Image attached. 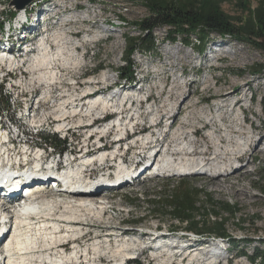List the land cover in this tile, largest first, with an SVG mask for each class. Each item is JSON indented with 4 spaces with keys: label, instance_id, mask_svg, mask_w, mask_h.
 Instances as JSON below:
<instances>
[{
    "label": "rangeland",
    "instance_id": "1",
    "mask_svg": "<svg viewBox=\"0 0 264 264\" xmlns=\"http://www.w3.org/2000/svg\"><path fill=\"white\" fill-rule=\"evenodd\" d=\"M247 1H249L251 8H255L256 2L258 0ZM220 6L221 10L233 21L238 20V18H241L240 16L243 15L239 9L241 6L236 0H223L221 1ZM52 10L53 13L51 12ZM58 13L60 14L58 15ZM82 13L88 14L89 17L77 18L75 21L74 19H72L74 18L72 17L74 16V14ZM147 15L148 12L143 5H141L140 3H131L126 0H32L23 9L16 8L15 0H0V22L2 24V29H0L1 50L6 49L7 46L11 47L17 39L18 42H16L14 45L21 43V41H23V39L27 36L25 33L26 30H28L27 33L29 35H33L35 33L36 26L40 27L41 24H46L47 27L39 30V32L42 30L43 31L41 33L45 32V30L48 31L47 36H51V40L54 37L53 33L57 31H65L64 34H66L70 41L71 39L73 42H75L74 40H80V43H77V45H80L81 47L80 49L76 48L78 50L77 52L80 55L79 59L81 61V66L79 68L71 72L70 69L62 68L59 65L56 66L60 72L59 75L63 77L61 79V86H58L59 88H57L56 86L52 87L50 103L45 104L43 102L42 92L44 91V88L43 86H40L39 88L37 85H33L31 89H33L34 92L31 93L25 92L20 86L21 89L19 88L18 90H13L14 96H11V98L8 100V94H10V91L8 90V85L6 84L0 85V109L4 108V114H9V117H12V108H14L15 106H5H7V103L13 104L15 102V93H17V95L21 93V96L19 95L20 97L17 100V103H19L18 105L20 106L19 109L24 113L26 112V109L29 110V113H35V123H33L34 125L38 127L41 126L43 130L42 132H44L45 134H54L56 131H60L56 129L57 120L54 116L56 115V113L54 114V112H56L55 110L58 107V104H60L65 98H68L67 96H74V99H76L74 105L77 106L78 102L80 101V103L82 104L81 106L83 107V109H85L87 106V99L90 98L85 95V92L90 87V85H87L88 79H97L96 81L94 80L95 84H90L94 87L99 88L104 87V84H99L105 83L99 82L103 75L111 76L109 81H107L108 83L114 82L117 79V70L119 69V66L123 65L124 49L126 46L124 37L126 35H137L139 32L134 27L135 25L133 24V22ZM70 16L71 18H68ZM119 16L123 18L125 22L129 23L124 24ZM23 23L24 25L22 26ZM84 35H86L87 40H83ZM153 35L157 38L156 49L151 52L136 51L133 54V80L136 81L135 83H133L132 80L128 82H126L125 80H120L121 87L118 88L120 91L118 95L132 92L139 87L142 88L141 93H150V97L154 99L155 106L162 105L166 97L170 95V97L172 98L171 107H160L158 114V116L162 115L164 116V118H166V116L168 115L173 114L172 118L168 120V122H171V126L169 127V129H175L180 126V130L184 131L190 129L193 133H195L196 131H200V135H204L207 129L205 128V125L208 121V118L211 117V114L208 111H211L213 109L214 104H217L221 101V99L218 98L216 94L230 92L232 96L229 97L226 101L227 104L233 110H239V118L242 120V125L244 126L246 131L251 132L250 129L254 130V132L251 133L250 140L254 141L259 133L264 135V112L261 109V104H264V74H259L256 76H252L249 74L250 67L254 66L257 63H261L264 60L262 53L247 45L234 42L228 37L220 40V38H218L216 34H213L212 39H219V42L208 43L204 54L199 55L196 52L195 48L191 49L190 47H185L179 42L170 43L166 39H164L166 36V30H164L162 27L155 28ZM220 41L228 45L222 47V43ZM53 45H49L50 50L52 51H54L56 48H52ZM218 46L220 48H217ZM176 47L181 48L182 52L181 54H179L181 64L177 66L178 72L174 76L173 72L168 70L169 67L163 65V61L165 60V53L162 51V49H174ZM218 49L226 50L227 54L229 55H219L218 57H216V59H212L210 53L215 52V50ZM231 50L235 51V54H233ZM186 51H190L191 56L196 57L197 59L191 60L190 58H186L183 55V52ZM39 52L40 51H38L36 54L35 51L34 55L24 58L25 60H29L31 64L32 59L36 55H38ZM210 60L214 64L209 63ZM17 71L12 70V73H15L16 76H20L18 77L19 83L20 81H30L31 76H28V78L21 77L20 74H22L23 76V72ZM180 73H182V76L184 78L180 77ZM79 75L84 76V78H81L83 86L77 90L72 86V81L73 78H76ZM205 77H208V82L203 84L202 82ZM68 78L72 79L68 81ZM181 80L185 81V83H181L182 85H180ZM138 81L139 84H136V82ZM132 84L136 85L133 86ZM108 90L109 89H107V92L105 91L97 94H100L103 97L110 96V91ZM250 91L253 94L252 97L254 100H250ZM189 94L190 96L188 97V102L186 101V107L178 110L179 104H181ZM79 97L82 98L78 100ZM52 98L54 99L52 100ZM24 101L25 104H22L21 106L20 102L23 103ZM194 103L197 104L193 105ZM201 108L207 109L203 116L199 115V110ZM124 109L126 110V112H129L128 107H125ZM139 110L140 112L144 111V115L142 114V117L145 116V119L148 118V115H152V109L148 111V106H143L139 108ZM109 111L112 112V110ZM104 112L93 114L91 118H88L86 116H81L80 118L76 116L74 118H71V127L72 123H76L79 119H81V121L83 122L82 125H89V122L92 118L99 116ZM43 113L47 114L46 120H44L43 123H39L38 121L42 118L41 115ZM185 117H187V119L184 121L183 119ZM16 122L17 124H29V122H32V117L29 116L28 118H25L23 122L18 119ZM235 123L236 121H232V117L230 119L224 120V124L227 126L229 125L231 129H234ZM250 124H253L254 128H250ZM88 125L87 127H85L84 125L78 126L79 129L75 130V136L82 139L86 138L88 132H91ZM98 127L101 128L103 126ZM136 129H139V126H136ZM169 129H153L154 134L153 136H151V139H153L154 136L156 137V134H158L159 132L168 131ZM219 133L220 132L218 131L217 135H219ZM69 134L70 133H68V135ZM116 134V132H112V134H109V138L113 137ZM95 135L96 134L94 133V137ZM200 135L198 137H195L198 143L197 147L199 145H203V139H201ZM62 136L63 134L60 135L61 138ZM94 137H91L90 139L93 140ZM104 140L107 141L108 137H105ZM162 141L163 140L159 139L158 142ZM223 141L227 143V141ZM255 141L259 142L258 139ZM70 142L71 138L68 137L67 141L65 142V149H71L72 145L70 144ZM40 145L41 147H48V144L44 140L40 141ZM253 146L251 145V147ZM263 147L264 144L260 148ZM91 149L94 150V153L97 152H95V148L93 146H91ZM107 149L109 150L108 153H110V151L113 149V143H110L109 148ZM48 151L50 152L51 149H48ZM135 152L134 149H131V151L126 154L127 161L129 160L128 165H131L130 161L134 159L133 154ZM10 155H12V153H10ZM252 155L253 152L249 150V152L246 153L243 158H241L240 160L238 159L237 162L240 161V165L238 166V168L240 167L241 169V166H245L243 172L247 174L245 176H239L237 179H232L231 184L233 186L230 190H216L213 185L209 183V181L204 178H200L199 174L193 172L181 176H175L172 174L168 175L167 173H165V175L160 174L158 176H153V174L149 171V173L141 174L139 177L135 178L132 183L126 184L119 189L104 190L107 192H100L99 190L95 194V197L92 196L94 193H91L89 198H93L95 200H101V198L107 197L103 200H106V202H108V205L104 209V215L100 220L90 218L86 214L87 217H85V219H71V221L69 220L70 222H63L62 215L68 216L69 214V212H67L63 207L64 204L61 203L62 201H60L65 196L62 193H53L52 191L46 192L41 195L37 194V198L34 201L38 202V208L36 209L35 213L27 211L24 215H22V217H20V219L23 218L24 221L17 223L19 228V236L17 237L18 242H15L11 245V248L13 249L12 251L15 254L14 256H18L16 250L20 248L21 243L25 240L26 237L28 240L26 243V253H30V257L27 256V260L30 259L32 261L31 264L40 263V254L50 253L49 255H51L52 258L56 259L63 252L69 253L70 251H73V245L77 244L76 242H73L71 236L68 237L69 239H71V244L73 242L71 250L66 248L65 251L63 250L62 246L59 245L60 243L68 239L67 237L65 240L61 242L57 241L56 243L55 240L45 239L46 245L48 243L51 244L50 247L45 246L41 241H39V243L36 245L32 244L31 233L27 226L29 222L32 221L34 214H38V216L44 220V222L42 223L43 230L47 231V235H59L62 232L64 234H67V230H75L77 229L76 227H80L81 233L75 237L76 240L83 243V246L79 244V256L83 253L85 245L90 243L94 239L104 240L105 238H107L113 245H115L117 244V242L120 243L124 240L127 241L130 238H133L130 236H121V238L116 239V236L114 238H110L108 236L109 234H123V231H125L124 234H126L130 231H134V233H140L141 231L144 233L152 230L157 231L158 233L160 232L162 237L168 236V239L170 241L174 240V242L177 243V246L183 243H191L193 241H189V239L184 238V235L186 233L183 234L184 232L181 229L182 225L177 224L176 221H171L168 216H162L158 213L153 212V205L149 201L152 198L160 197L168 190L173 191L179 186V183L183 181L186 183L188 182L191 187L202 189L204 192H207L208 194L213 196V198L217 201H228L230 203H236L240 206L242 213L244 214L243 216L246 220H248V223L243 226L245 229L243 231H240L235 228V222L230 221L227 226L230 234L237 236V238H244L246 236L249 238H254L252 232H254L255 230H259L260 234H262L263 236L264 198L256 188L264 186V152L257 153L255 158H253ZM59 157L60 156L56 154L54 160H58ZM252 159L254 161L250 162V160ZM107 163L111 164V162L108 160ZM224 165L226 164H221L222 167ZM88 168H94L90 172L91 176L93 177L100 176L101 173H106L105 169H100L95 164L90 165ZM227 170H225V174L230 173L234 169L229 170L228 168ZM212 173L213 172H208V176ZM219 178L222 179L223 176H220ZM244 191L247 192V195L242 197L237 195L238 193L243 194ZM39 198L41 199V201L39 200ZM66 199L68 200L69 197H67ZM138 218H141L142 220H140L136 225L131 224L132 227L123 225V223H126V221L128 220H135ZM11 222L12 220L9 222V226H12ZM25 222H27V224H25ZM66 226L71 227L66 228ZM172 229H176L177 232L171 231ZM136 233L135 235L138 237L139 235H137ZM11 239L16 240L14 233L12 234ZM205 241L207 243L211 242L212 245H216L215 242H219L213 240L212 238H206ZM218 244L221 247L219 248V253L221 255L220 264H264V260L250 262L247 257L236 255V250L240 249L241 247H234L231 244H227L225 240H220V243ZM137 246L134 249H130L129 252L131 253V251L137 250ZM196 246L198 245L195 243V246L193 247ZM254 246H259L260 249H264V243H261L259 239L254 240L246 247L244 246L243 249L248 255H250L253 251ZM153 251L154 250L147 253L145 252L143 256L138 258L139 262L141 264H146L149 257H156V255H163L164 257H168V254L163 250H155L157 252ZM145 256L147 258H145ZM35 259L36 263L34 262ZM100 260L103 261V264L114 261L113 258L107 259L105 257H100ZM153 260L154 261L151 264H157V260L155 258ZM78 261H81L82 264H88V259L85 261L84 256L78 258ZM215 263L216 260L214 261V264ZM42 264L48 263L47 261H44V263L42 262Z\"/></svg>",
    "mask_w": 264,
    "mask_h": 264
},
{
    "label": "bare ground",
    "instance_id": "2",
    "mask_svg": "<svg viewBox=\"0 0 264 264\" xmlns=\"http://www.w3.org/2000/svg\"><path fill=\"white\" fill-rule=\"evenodd\" d=\"M50 12V11H49ZM48 13V12H47ZM87 13V12H86ZM60 13H58L59 15ZM81 15V16H80ZM74 18V21L77 18H86L89 17L88 14L82 13V14H74L72 16ZM68 18H71L68 17ZM85 21V20H84ZM28 30L26 31V35H29ZM65 32V31H64ZM64 32H55L53 33V39L51 40L48 38V40L45 41L42 39V41L37 42L38 48L40 49V52L38 55H36L29 65V68L32 70V74L30 77L29 82H23L19 81V85L22 87V89L25 92H34L33 85H37L39 88L40 86H43L44 91L42 92V100L45 104H48L51 102V93H52V87L56 86L59 88L61 86V79L63 76L59 75V70L56 67L57 65L61 66L65 69H70L71 72L76 70L81 66V61L79 59L80 55L77 52L76 49L77 43H80V40H74L75 42L70 41V39L64 34ZM33 36V35H32ZM39 36V35H37ZM39 38V37H38ZM37 38V39H38ZM37 39L31 40L32 42L37 41ZM83 40H87L86 35L83 36ZM55 44H54V43ZM36 43V42H35ZM56 45L55 50H50L49 45ZM8 45V44H7ZM53 45V46H54ZM11 46V45H10ZM33 48V47H32ZM32 48L29 49V52H32ZM12 47H6V49L2 51H12ZM0 51V53H4ZM162 51L165 53V60L163 61V65L169 67L168 70L173 72L174 76L177 74V66L181 64V60L179 57V54H181L182 49L179 47H176L174 49H162ZM231 52L235 54V51ZM4 55V54H0ZM183 55L186 58L197 59L196 57L191 56L190 51L183 52ZM219 55H229L227 54L226 50L224 49H218L215 50V52L210 53V56L212 59H216ZM3 58V57H1ZM222 58V57H221ZM211 59V60H212ZM8 60V59H7ZM210 60V61H211ZM4 65H8L9 67L15 66L16 63L14 60L9 59L8 63L4 62ZM162 65V66H163ZM180 68V67H179ZM70 72V73H71ZM169 72V71H168ZM164 74V73H163ZM22 76V74H20ZM67 75V74H66ZM111 76L103 75L101 80L99 82H107ZM72 78H68V81H70ZM208 82V77H205L203 80V84ZM89 83V81L87 82ZM182 82H180V85ZM70 84V83H69ZM97 84V83H96ZM91 85V84H89ZM59 86V87H58ZM21 89V88H20ZM141 89L138 88L136 90H133L129 93H123V94H113L110 96H101L100 94H94L87 99L86 102V108L83 109L78 108L76 105H74L76 99H74V96H67L68 98H65L60 104H58V107L56 108V117L57 125L56 129L60 131H56L54 134L60 137L61 134H63L62 138L60 139L64 140L68 139L70 137V134L68 135V132L66 127H71V118L81 116H86L88 118H91L93 114H98L99 112H104L107 110H112L115 113H117L119 110H122L127 102H134L137 100L138 97H143L145 94H141ZM23 92V91H22ZM67 92V91H66ZM84 92V91H83ZM218 92V91H217ZM220 92V91H219ZM169 93V92H168ZM21 94V93H20ZM18 94L17 96H19ZM23 95V94H22ZM190 94L182 101L181 104L178 106V110H181L183 107H186V101L188 102V97ZM216 96L221 99V101L217 104L213 105V109L211 111H208L211 114V117L208 118V121L205 125L206 132L204 135H200V131H196L195 133L192 132V130H180V126L177 128H170L168 131H162L156 134V137L154 136L153 139L148 140V137L144 139L142 142L140 150H137L139 152H135L136 154H133L134 157H137L138 155L144 152V158L145 157H151V155L146 152L145 150L147 147H151V150H155V153L158 154V146L161 144L160 148L163 150L165 148L172 149V150H178L173 151L171 154H164L159 156L156 163L153 165L152 171L150 173L153 174V176H158L160 174L165 175V173L172 174L175 176H181L189 174L190 172L197 173L200 175V178H204L216 190L222 191L223 189H232L231 180L237 179L239 176L246 175L247 173L243 172L245 169V166H241L236 169L239 162L238 158L235 156H232V153L230 152V148H233L235 150H244L245 147L247 150H251L253 152V158L257 155V153L264 152V147L260 148L264 144V135L259 133L257 138L255 140L257 141H251V132L246 131L244 126L242 125V120L239 118L240 113L239 110H233L230 108V106L227 104V100L229 97L232 96L230 92L226 93H217ZM243 96V95H242ZM118 97V98H117ZM54 98H52L53 100ZM116 99V100H114ZM150 99H152L150 97ZM171 97L168 95L162 105H156L155 107L152 106L151 114L152 116H156L159 114V108L160 107H171ZM242 99V97H241ZM154 100V99H152ZM243 101V100H241ZM197 103H194L195 105ZM143 107L142 102L139 103H133L131 104L130 110H132L130 114V118L123 120L122 123L118 128L112 126L110 129H114L111 132L121 133L123 130L131 129L133 124V118L135 117V111L137 112L139 108ZM226 108V109H225ZM225 109V110H224ZM13 116L7 117V116H0L3 121V128H6V135H13V128H7L8 125H10V119L11 121H17L20 119L22 122L25 118H28L29 116L32 117V113H29V110L26 109L25 113L20 111L19 107L15 106L12 108ZM150 111V110H148ZM205 111H207L206 108H201L199 110L200 116H203L205 114ZM1 112V111H0ZM144 111L139 110L137 112L138 117H140L142 120H145V116L142 117V114ZM19 114V116H18ZM46 113H43L41 115V119H39V123H43L44 120H46ZM144 115V114H143ZM151 116V115H149ZM232 117V121H236L234 124V129H231V127L224 124V120L230 119ZM70 118V119H69ZM23 119V120H22ZM31 119V118H29ZM69 119V120H67ZM187 117H185L183 120L185 121ZM164 120V116H159V124L161 125ZM247 122V120H246ZM81 119H79L76 123H72V127H78V126H85L87 127L88 124L82 125ZM140 124L134 125L135 127L139 126ZM152 126L149 127L147 130H145L144 126L139 127V131H148L153 136L154 131L153 128L157 127ZM103 127H96L92 129V127L89 128V130L94 132L97 136L98 134H104L107 129H109V126L107 124L102 125ZM30 128L33 132H35L37 135H40L42 132L41 126H36L33 123L30 124ZM203 128V126H202ZM250 128H254L253 124H250ZM220 132L219 135H217V132ZM94 133L91 136L94 137ZM50 134V133H48ZM1 135V133H0ZM42 135V134H41ZM201 139H203V145H199L197 147V140L195 137L199 136ZM90 137V138H91ZM0 136V140H1ZM160 140H163L162 142H158ZM227 141L226 144L223 141ZM3 140H1L2 142ZM133 142V140H132ZM158 143V144H157ZM138 144V143H137ZM136 144V145H137ZM224 144L225 150L221 149V146ZM191 146L193 147V155H188L186 158L182 159L181 157H177L181 155V151L185 148V146ZM251 145L254 147H251ZM5 149V151H4ZM48 149H51L49 152ZM149 149V148H148ZM148 149L146 151H148ZM55 148L48 145V147H41L40 145V151L43 152L41 156L39 155V152H28V168H4L0 167V177L4 179H9L11 176V172L5 174L4 170L6 172H9L12 170V174L14 175V187L7 188L8 185L3 184L1 185L3 188L0 187V264H31V260H27V256L30 257V253H26L27 251V237L25 240L21 243L20 248L16 250L18 253V256L15 257L13 253V249L11 248V245L15 242H18L17 237L19 236V228L17 223L23 222L24 219L22 215H24L27 211L31 213H35L36 209L38 208V202L34 201L37 198V194L41 195L46 192L54 191V189L57 186V179L54 177H49L51 170H49V165L52 163H55V160H52V156L54 153ZM71 149H64V153L70 152ZM107 151V152H106ZM96 152V151H95ZM109 150H100L97 149L96 153H92V155L87 154L84 152L82 154V159L74 164V166H71V170L66 171V174L64 176L59 177L61 184L68 189H65L66 191H59L61 192L66 198L69 197L67 200L65 197L62 198L60 201L63 203V207L66 209L67 212H69L67 215H62L63 222L65 221H71V219L80 220L85 219V217H90L94 219H101L104 215V209L107 207L108 202L106 200H103L107 197L101 198V200H95L93 198H89L90 194L94 193L92 196L95 197V194L97 193L96 188L104 184L105 178L103 175L96 176L94 178L86 177L82 178V171L85 166H90L95 163H102L104 160L108 159H115L116 152L111 150L110 153H108ZM141 152V153H140ZM12 153L11 147H4L1 145L0 147V166L5 165V162L8 161L10 155ZM63 153V154H64ZM59 156V153H57ZM224 156L222 157V155ZM67 154H64L66 156ZM169 155L176 156L174 160L169 159ZM218 155V156H217ZM245 155V154H244ZM6 156V159L4 158ZM182 156V155H181ZM251 156V157H252ZM237 158V159H236ZM17 157L14 158V163H17ZM48 160V162L45 163V161ZM254 160H250V162H253ZM249 162V161H248ZM145 161H142L140 166L136 167L135 169H126L125 167L121 166L120 164L117 167L116 171V177L111 181H115L119 179V183L115 186H105L109 190H116L119 189L126 184L132 183L133 179L132 174L135 170H140L136 173H134L135 176L139 177L141 174L145 173L146 170H144L146 166ZM29 164L31 166H29ZM221 164H226L223 167ZM76 165V166H75ZM38 166V167H37ZM229 166V167H228ZM232 166V168L230 167ZM142 167V168H141ZM138 168V169H137ZM228 168L234 169L230 173H224L225 170ZM208 172H213L208 176ZM141 173V174H140ZM225 174V175H224ZM139 175V176H138ZM223 176L222 179L219 177ZM27 177V178H26ZM128 177L131 179L128 180ZM31 178V179H30ZM48 178H52L51 180H46ZM38 179L40 181H38ZM43 180V181H42ZM24 181V182H21ZM31 186L27 185V183ZM37 181L36 183H33ZM25 184V186L15 192L14 189H16L19 186L16 185ZM7 188V189H4ZM98 189V188H97ZM244 190V189H243ZM16 194H15V193ZM14 193V194H10ZM238 196L242 197L247 195V192L244 191L243 194H237ZM59 201V198H58ZM13 206H15V210L13 209ZM9 207V208H8ZM5 210V212H4ZM13 210V211H12ZM2 212V213H1ZM46 212V211H45ZM87 214V216H86ZM13 220L12 226H10V230L8 232V235L5 236V233H7V229L9 227V222ZM35 219V220H34ZM69 221V222H70ZM44 220L41 219L38 214H34V217L32 218V221L29 222L28 228L31 233V240L32 244L36 245L39 243V241L43 242V244L47 247H50V243L46 245L45 239L48 240H55V243L61 242L66 239V237H70L74 240L75 237L81 233L80 227H76L75 230H67V234H64L63 232L59 235H47V231L43 230V223ZM27 224V222H25ZM74 226V225H73ZM20 227V226H19ZM71 227V226H69ZM66 226V228H69ZM21 228V227H20ZM134 233V231H130L128 233ZM14 233L16 240L11 239L12 234ZM27 233V232H26ZM70 233V234H69ZM125 231H123V234L116 235V239L119 238L121 235L124 234ZM136 233V232H135ZM134 237L130 238L129 240H124L123 242H120L115 245L111 243L110 240L105 238L104 240H98L94 239L90 243L86 244L83 253L79 256L78 248L80 247L79 244L73 245L72 250L69 253L63 252L58 258L54 259L49 255L50 253L46 254H40L39 255V264L44 263V261H47L48 264H75L78 261V258L81 256H84L85 261L88 259V264H103V261L100 260V257H105L107 259L113 258L114 262L116 264L120 263V260L124 258L125 256H128L130 254L129 250L134 249L138 245V237L135 235ZM5 236V238H4ZM8 237V238H7ZM137 237V238H136ZM6 241V243L3 246L2 241ZM33 245V246H34ZM194 242L190 243V248H196ZM175 245L172 246H166L164 247V250L166 253H170L167 256L163 255H156L154 257L157 260V264H174L171 260V252L175 249ZM63 248V247H62ZM158 249V248H157ZM64 250V248H63ZM59 251V250H58ZM155 251V250H154ZM203 247L196 248L192 250L190 253L187 254V260L184 262H178L179 264H214V260L212 259V256H208V251L203 253ZM54 254V253H53ZM156 254V253H155ZM117 258V259H116ZM93 259V260H92ZM7 261V262H6ZM92 261V262H91ZM36 263V259L34 260ZM111 263V262H110ZM151 263V262H149Z\"/></svg>",
    "mask_w": 264,
    "mask_h": 264
},
{
    "label": "trees",
    "instance_id": "3",
    "mask_svg": "<svg viewBox=\"0 0 264 264\" xmlns=\"http://www.w3.org/2000/svg\"><path fill=\"white\" fill-rule=\"evenodd\" d=\"M126 1L140 3L146 8L148 15L133 22L139 32L137 35L124 37L126 46L123 65L117 70L122 80L131 81L134 78L132 56L136 51L151 52L156 49L157 38L153 32L158 27L166 30L164 39L168 42H179L185 47L195 48L199 55L204 54L208 43L219 42V39H212V35L216 34L220 40L228 37L234 42L254 48L262 53L264 58V0H258L255 8H251L247 0H236L241 6L239 9L243 15L234 21L221 10L220 5L223 0ZM119 18L124 24L129 23L120 16ZM0 29H2L1 22ZM221 45L225 47L228 44ZM249 74L252 76L264 74V60L250 67ZM261 109L264 112V104H261ZM41 134L40 137L48 145L58 148L59 151L65 149V141L56 134ZM256 189L264 198V186ZM149 201L153 205V212L176 221L177 224L182 225L179 227L183 232L191 233L200 240L206 238L225 240L227 244L241 247L236 250L239 256H245L252 262L264 260V249H260L259 246H254L250 255L243 249L256 239L264 243V235L262 236L259 230L252 232L254 238L247 236L237 238L229 233L227 226L230 221L235 222V228L240 231H243L245 229L243 226L248 223L238 204L217 201L207 192L191 187L184 181L180 182L173 191L168 190L160 197ZM140 220L142 219L128 220L126 223L136 225ZM171 231L177 232L176 229ZM132 263L140 264L139 260H134Z\"/></svg>",
    "mask_w": 264,
    "mask_h": 264
},
{
    "label": "built area",
    "instance_id": "4",
    "mask_svg": "<svg viewBox=\"0 0 264 264\" xmlns=\"http://www.w3.org/2000/svg\"><path fill=\"white\" fill-rule=\"evenodd\" d=\"M11 97L9 96L8 100ZM15 102L7 103V106H17L20 107L17 103L18 98L14 97ZM22 104H25V101ZM44 104V103H43ZM0 116H8L9 114H4V108H2V112H0ZM30 123H35V113L32 114V122H29V124H17L15 121H11L10 119V125H8L7 128H13V135H6V128L0 129L1 133V142L0 140V147L1 145L4 147H11L12 148V156L9 157L8 161L5 162V165H2L0 167L4 168H20L23 166V168H28V152H39L38 156H41L43 154L42 151H40V141H43V138L40 137V135H37L35 132L30 130ZM69 132V131H68ZM70 138H71V132H70ZM17 157V163H14V158ZM6 159V156H4ZM7 262V261H6Z\"/></svg>",
    "mask_w": 264,
    "mask_h": 264
},
{
    "label": "water",
    "instance_id": "5",
    "mask_svg": "<svg viewBox=\"0 0 264 264\" xmlns=\"http://www.w3.org/2000/svg\"><path fill=\"white\" fill-rule=\"evenodd\" d=\"M32 0H15V5L17 9H23L26 5H28ZM103 189H100V192H102Z\"/></svg>",
    "mask_w": 264,
    "mask_h": 264
}]
</instances>
